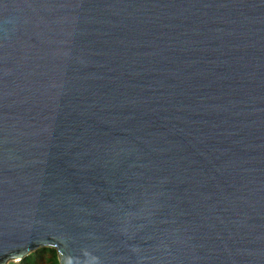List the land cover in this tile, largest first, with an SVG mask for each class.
I'll use <instances>...</instances> for the list:
<instances>
[{"label": "water", "instance_id": "water-1", "mask_svg": "<svg viewBox=\"0 0 264 264\" xmlns=\"http://www.w3.org/2000/svg\"><path fill=\"white\" fill-rule=\"evenodd\" d=\"M264 264V0H0V264Z\"/></svg>", "mask_w": 264, "mask_h": 264}, {"label": "trees", "instance_id": "trees-1", "mask_svg": "<svg viewBox=\"0 0 264 264\" xmlns=\"http://www.w3.org/2000/svg\"><path fill=\"white\" fill-rule=\"evenodd\" d=\"M44 255H51L49 259V264H59L58 256L56 250L50 248L39 249L38 251L32 253L25 259L19 262H11L10 264H38V259Z\"/></svg>", "mask_w": 264, "mask_h": 264}, {"label": "rangeland", "instance_id": "rangeland-1", "mask_svg": "<svg viewBox=\"0 0 264 264\" xmlns=\"http://www.w3.org/2000/svg\"><path fill=\"white\" fill-rule=\"evenodd\" d=\"M51 255H44L38 259V264H49V259H50Z\"/></svg>", "mask_w": 264, "mask_h": 264}]
</instances>
